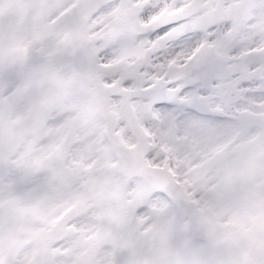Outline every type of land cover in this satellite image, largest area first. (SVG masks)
<instances>
[{"label": "snow or ice", "instance_id": "1", "mask_svg": "<svg viewBox=\"0 0 264 264\" xmlns=\"http://www.w3.org/2000/svg\"><path fill=\"white\" fill-rule=\"evenodd\" d=\"M0 264H264V0H0Z\"/></svg>", "mask_w": 264, "mask_h": 264}]
</instances>
